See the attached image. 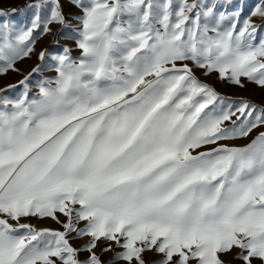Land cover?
Returning <instances> with one entry per match:
<instances>
[{
    "label": "snow or ice",
    "instance_id": "snow-or-ice-1",
    "mask_svg": "<svg viewBox=\"0 0 264 264\" xmlns=\"http://www.w3.org/2000/svg\"><path fill=\"white\" fill-rule=\"evenodd\" d=\"M261 31L264 0L0 7V264H264V100L197 75L264 89Z\"/></svg>",
    "mask_w": 264,
    "mask_h": 264
},
{
    "label": "rangeland",
    "instance_id": "rangeland-1",
    "mask_svg": "<svg viewBox=\"0 0 264 264\" xmlns=\"http://www.w3.org/2000/svg\"><path fill=\"white\" fill-rule=\"evenodd\" d=\"M27 3V0H3L2 4H0V7L4 8H23L24 5ZM237 4L243 3L244 5V10L245 12L248 11V9L256 3V0H236ZM65 10L67 11H72V12H77V9L70 8L68 5L65 6ZM16 21H20L25 19L24 15H17L14 17ZM73 23H76L73 21ZM257 24H260L261 21L259 19L256 20ZM53 33L52 35H48L43 37L40 41L37 43V52L41 50L44 47H49L50 50L52 51H58L59 48L57 45L54 44L55 40H59L60 44L63 45L67 43L63 38L59 35V25H53ZM261 36H264V31H261L260 33ZM78 54V53H74ZM35 55L32 56L31 59H25L22 62H19L18 67L20 66L21 72L22 73H27L28 71L31 70L32 67L35 66V64L38 62V60ZM22 65V66H21ZM54 73H48L45 72L44 75H53ZM197 75L200 76L201 79L205 80V82L213 85L219 92L232 96L233 98L236 97H246L250 98L256 102H260L261 100H264V89H261L257 87L256 85L252 83H247L246 87L240 88L237 86H233L231 84H228L226 82H221L217 80L216 74H212L208 77H204L200 71H197ZM17 74V73H9L7 76L0 77V86H4L5 84L8 83H15L19 79H22V76ZM14 78V79H13ZM3 83V84H2ZM235 143L238 144H243L246 143L244 140H239L235 141ZM25 222H30L37 227H52V228H58L59 225H57L54 221L51 219H44V220H37L36 218H30L28 221ZM74 243H81V241H75ZM110 255V254H109ZM149 258L151 257V254H149ZM226 259H231V257H226ZM233 264H240L239 261H233Z\"/></svg>",
    "mask_w": 264,
    "mask_h": 264
},
{
    "label": "bare ground",
    "instance_id": "bare-ground-1",
    "mask_svg": "<svg viewBox=\"0 0 264 264\" xmlns=\"http://www.w3.org/2000/svg\"><path fill=\"white\" fill-rule=\"evenodd\" d=\"M40 43H41V41H40ZM38 48V47H37ZM37 61V60H36ZM18 65H19V63H18ZM22 66V65H21ZM19 68H20V66H19ZM25 74V73H24ZM21 77V76H20ZM14 79V78H13ZM1 84V83H0ZM3 84V83H2Z\"/></svg>",
    "mask_w": 264,
    "mask_h": 264
}]
</instances>
